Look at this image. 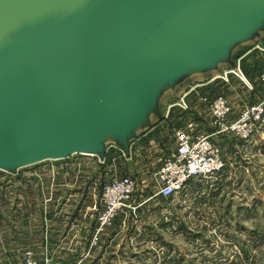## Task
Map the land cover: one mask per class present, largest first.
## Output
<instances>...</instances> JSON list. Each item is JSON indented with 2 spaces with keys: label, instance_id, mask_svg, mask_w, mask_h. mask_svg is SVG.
<instances>
[{
  "label": "water",
  "instance_id": "95a60500",
  "mask_svg": "<svg viewBox=\"0 0 264 264\" xmlns=\"http://www.w3.org/2000/svg\"><path fill=\"white\" fill-rule=\"evenodd\" d=\"M262 32L264 0H0V170L128 154L166 86Z\"/></svg>",
  "mask_w": 264,
  "mask_h": 264
},
{
  "label": "crops",
  "instance_id": "0c3cea01",
  "mask_svg": "<svg viewBox=\"0 0 264 264\" xmlns=\"http://www.w3.org/2000/svg\"><path fill=\"white\" fill-rule=\"evenodd\" d=\"M256 40L257 38L248 42L253 43ZM258 53H260L258 50L249 48L241 49L235 54V61L240 72L242 71L241 74L245 71L251 76L255 75L258 67L252 68V63L258 57ZM229 67L222 65L219 70L197 76L183 84L175 99L186 92L188 108L176 107L172 104L174 99L167 105L162 121L140 131L131 141L129 153L125 156L118 154L116 147L109 144L103 158L98 155L73 154L63 159L46 160L47 162L44 161L46 163L41 165L34 164L28 167L25 174H20L18 171L16 173L2 171L0 173L2 176L0 178V248L7 250L18 248L21 242L26 244L25 248L59 250L63 257L57 261L60 264H148L143 235L148 233L155 235L157 231L156 228L144 225V215L141 213L147 207L144 205L147 202L153 204L152 208L161 207L163 197L157 194L133 195L131 202H137L135 209L138 211L130 208L119 211L100 236L97 244L90 245L95 216L101 207L102 182L115 172L119 164L123 165L120 171L124 168L126 172L122 171L123 173L134 175L131 170L132 164L137 168L138 164L146 161L147 157L142 156V151L146 148L154 150L155 154L152 155L151 160H156L159 164L176 145L175 130L173 129L169 134L165 129L169 122L185 120L184 125H187L193 120V124L197 127L195 132L208 131L209 113L201 101V96L218 91L225 92L223 90L229 87L230 79L237 75L229 73L227 78L222 77L221 73ZM235 114V109L231 108L230 115L234 117ZM218 136L219 134L214 135L213 140L222 142ZM138 152L141 153L139 158L133 160L131 164V158ZM210 180L209 182L201 177H192L187 181L186 187L190 189L202 183H207L211 187L217 185L221 179L213 177ZM170 197L175 198L176 195L165 198ZM189 198V195H185L180 200L185 201ZM209 198L212 200L215 196H207L205 200ZM249 200L250 210L243 209L238 214L249 220L250 224L241 221L236 230L242 236L249 237L247 240H241L240 246H244L245 249L250 248L252 251L253 237L258 234L257 226L253 227L252 224L253 221L257 222L258 212L253 210L252 205L253 202L255 204L258 202V195H251ZM133 212H136L134 214L136 218L139 217L138 221L133 218L136 222L134 221L132 225L130 220ZM171 247L175 250V247ZM250 254L247 263L250 261V264H253V253Z\"/></svg>",
  "mask_w": 264,
  "mask_h": 264
},
{
  "label": "rangeland",
  "instance_id": "374dc122",
  "mask_svg": "<svg viewBox=\"0 0 264 264\" xmlns=\"http://www.w3.org/2000/svg\"><path fill=\"white\" fill-rule=\"evenodd\" d=\"M249 43L251 44L248 45ZM262 43H264V32L260 33L255 42L238 44L233 48L232 59L234 61L235 54L241 49L253 48L260 52L252 63V68L258 67L254 76L243 71L241 76L236 75L233 76L232 80L230 79L229 84L231 86H227L223 90L224 93L218 91L228 98L231 108L235 109V116L252 104L262 103V108H264V78H262L264 49L260 48ZM235 62L237 65V61ZM222 65L229 66L227 63H219L216 70H219ZM209 72L193 73L182 79L173 88L170 85L166 86L161 91L157 103V109L161 116L152 111L150 113L152 125L162 121V115L167 105L176 98L178 90L183 84ZM230 117L233 118L231 115ZM177 121L169 122L165 127L169 134L172 133L173 129L176 131L185 128L192 132L197 129L195 124L187 127L186 124L184 125L185 120L184 122L182 120L181 122ZM211 130L210 125V129L206 132ZM218 139L222 142L215 141V143L223 165L216 173L200 177L209 182L211 181L210 178H220L219 183L211 187L207 183H202L190 189L185 186L175 193V198H165L157 192L154 177L159 164L158 161L151 160L152 155L155 154L154 150L146 148L142 151V156L148 159L145 158L144 163L138 164V169L134 168L132 163L133 160L139 158L141 153L138 152L131 158V170L135 173L133 176L136 179L133 195L157 194L163 197L160 203L161 207L152 208L153 204L147 202L144 204L147 207L141 213L144 215V225L149 228H156L157 231L155 235L152 233L143 235L148 264H246L251 255L250 252L253 253V264H264V113L254 123L249 136L241 137L229 132L219 134ZM114 147L119 148L116 145ZM41 163H37V165H41ZM33 165L18 168L13 173L18 171L20 174H25L29 169L28 167ZM121 166L123 165L119 164L116 167L117 172H126L124 168L123 172L120 171ZM185 195L190 196L189 200L181 201L180 199ZM251 195H258V202L256 204L253 202L252 205L253 210L258 212L257 222H252L253 227L257 226L258 228V234L253 237L252 251L250 248L245 249L244 246H240L241 240H247L249 237L242 236L236 230L241 221L250 224L249 220L239 216V212L243 209L250 210L249 199ZM207 196H215V198L205 200ZM132 204L134 211H138L135 209L137 202ZM135 213H131L132 225L135 221L133 218L138 221L139 216L136 218ZM25 245L20 242L18 248L13 247L8 250L1 247L0 264H23L28 251L36 259L58 261L63 258L59 250L39 247L30 249L25 248ZM171 246L175 247V250H172ZM247 264H250V261Z\"/></svg>",
  "mask_w": 264,
  "mask_h": 264
},
{
  "label": "built area",
  "instance_id": "2783aa9c",
  "mask_svg": "<svg viewBox=\"0 0 264 264\" xmlns=\"http://www.w3.org/2000/svg\"><path fill=\"white\" fill-rule=\"evenodd\" d=\"M260 48L264 49V43ZM229 73L240 76V69L229 68L221 73L227 78ZM264 78V72H262ZM183 92L173 101V105L180 109H187L188 103ZM201 101L209 113L211 131L205 133L192 132L185 128L175 131L176 145L159 163L154 181L157 192L165 197L174 195L186 186L192 177L209 176L220 170L223 162L219 150L213 140L214 135L233 133L241 137L251 134L254 123L264 113L262 103H256L244 108L238 115L231 118V104L228 98L221 92L205 94ZM193 120L187 123L191 127ZM118 154L125 156L121 148H116ZM136 187V179L133 175L114 173L107 176L101 185V207L95 216V224L90 238V245H95L104 233L114 216L124 208H134L131 198ZM23 264H60L49 259H36L31 253L26 252Z\"/></svg>",
  "mask_w": 264,
  "mask_h": 264
},
{
  "label": "bare ground",
  "instance_id": "6f19581e",
  "mask_svg": "<svg viewBox=\"0 0 264 264\" xmlns=\"http://www.w3.org/2000/svg\"><path fill=\"white\" fill-rule=\"evenodd\" d=\"M242 72V71H241ZM241 72L239 73L240 74V76H241ZM242 78H244V76H242Z\"/></svg>",
  "mask_w": 264,
  "mask_h": 264
}]
</instances>
